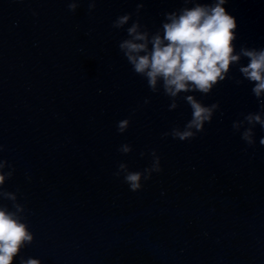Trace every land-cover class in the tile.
Returning <instances> with one entry per match:
<instances>
[{
  "label": "water",
  "instance_id": "95a60500",
  "mask_svg": "<svg viewBox=\"0 0 264 264\" xmlns=\"http://www.w3.org/2000/svg\"><path fill=\"white\" fill-rule=\"evenodd\" d=\"M69 2L0 0V207L21 205L33 234L13 264H264V130L256 125L249 146L248 125L232 127L260 110L253 85L233 65L210 94L181 93L169 110L163 88L153 93L118 47L134 21L150 41L165 13L212 0H95L91 10L78 0L74 12ZM224 6L236 51L264 47V0ZM185 95L219 109L180 141L163 134L191 119ZM153 149L162 171L133 192L118 166L143 172Z\"/></svg>",
  "mask_w": 264,
  "mask_h": 264
},
{
  "label": "clouds",
  "instance_id": "9594fccd",
  "mask_svg": "<svg viewBox=\"0 0 264 264\" xmlns=\"http://www.w3.org/2000/svg\"><path fill=\"white\" fill-rule=\"evenodd\" d=\"M191 0H185L189 3ZM227 0H212L211 3H194L193 7H183L179 12L165 13L162 24L163 34L156 33L149 41L148 33L141 32L140 24L134 21L126 29L129 38L122 40L118 47L124 54L133 71L147 80L153 93L158 92V84L164 94L171 99L169 110L178 107L177 97L181 93L199 92L208 95L213 88L228 78L233 65H239V72L244 80L253 85L251 91L259 104V111L248 113L243 120L233 122V129L240 131L241 139L251 146L254 140L256 125L264 130V47H240L236 51L237 21L225 8ZM78 0H70L69 11H75ZM95 8V0H91L89 9ZM132 18V14L118 16L113 22L116 29L123 28ZM149 43L151 47L149 48ZM242 58L247 64H241ZM242 80H237L241 84ZM184 100L192 110L191 119L184 125L183 130L174 127L164 136H171L180 141L194 139L199 132L204 131L205 123L212 121L214 113L219 109V103L204 105L193 95H185ZM145 103H148L145 100ZM130 126V118L118 122V132L124 133ZM260 144L264 145V138ZM121 153L132 151L128 144L119 148ZM152 164L141 171H129L128 166L120 163L115 173L124 171V182L131 191L142 188V179H151L152 173L162 171L160 157L153 149L150 153ZM144 156V153H141ZM11 173H9V176ZM5 177L0 175V185ZM8 198L15 200L11 193ZM16 211L0 207V264H13L26 244H31L33 234L28 225L22 222L18 212L23 211L21 205L14 204ZM20 264H40L37 259H21Z\"/></svg>",
  "mask_w": 264,
  "mask_h": 264
}]
</instances>
